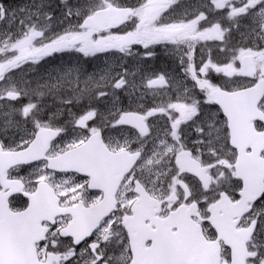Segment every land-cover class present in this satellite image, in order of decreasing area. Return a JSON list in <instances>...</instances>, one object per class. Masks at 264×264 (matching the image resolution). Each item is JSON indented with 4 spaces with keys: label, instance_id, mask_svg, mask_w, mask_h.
Segmentation results:
<instances>
[{
    "label": "snow or ice",
    "instance_id": "6c2138e0",
    "mask_svg": "<svg viewBox=\"0 0 264 264\" xmlns=\"http://www.w3.org/2000/svg\"><path fill=\"white\" fill-rule=\"evenodd\" d=\"M0 264H264V0H0Z\"/></svg>",
    "mask_w": 264,
    "mask_h": 264
},
{
    "label": "flooded vegetation",
    "instance_id": "af4514ba",
    "mask_svg": "<svg viewBox=\"0 0 264 264\" xmlns=\"http://www.w3.org/2000/svg\"><path fill=\"white\" fill-rule=\"evenodd\" d=\"M157 48H159V46H157ZM207 51H208V49H205V53H207ZM198 56H199V53H198ZM198 59L199 58L197 57V60ZM149 65L151 68H153L157 71L165 70V71H168L169 73H174V72L178 71L177 65L174 64L170 59H168L162 53L158 59L150 60ZM181 75H182V73H181ZM213 76H215L214 73H213ZM181 82H183V81H181ZM187 86H189V87L191 86L190 80L187 82Z\"/></svg>",
    "mask_w": 264,
    "mask_h": 264
}]
</instances>
